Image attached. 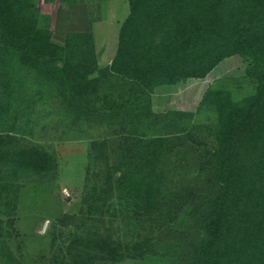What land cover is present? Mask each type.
<instances>
[{
	"label": "trees",
	"instance_id": "16d2710c",
	"mask_svg": "<svg viewBox=\"0 0 264 264\" xmlns=\"http://www.w3.org/2000/svg\"><path fill=\"white\" fill-rule=\"evenodd\" d=\"M128 1L116 59L95 75L91 30L56 39L37 0H0V264H21L7 243L13 222L1 216L15 211L22 182L56 176V157L32 139L44 107L66 130H106L91 142L82 211L60 220L88 225L70 235L78 248L71 246L72 263L62 255L64 264L127 256L111 233L118 218L148 226L132 245L137 253H173L180 264H264V0H236V9L233 0ZM234 53L248 63L236 88L250 90L236 99L221 86L206 91V121L117 100L151 79L204 77ZM193 152L195 181H174L191 174ZM183 214L186 225L174 226Z\"/></svg>",
	"mask_w": 264,
	"mask_h": 264
},
{
	"label": "rangeland",
	"instance_id": "374dc122",
	"mask_svg": "<svg viewBox=\"0 0 264 264\" xmlns=\"http://www.w3.org/2000/svg\"><path fill=\"white\" fill-rule=\"evenodd\" d=\"M233 1L229 5L236 9V0ZM37 5L48 15L49 26L56 39L66 32L91 30L95 75L111 68L118 54L121 25L130 12L128 0H77L71 4L67 0H37ZM229 18L232 26L236 27V17ZM157 37H150L145 45L146 51L156 45L154 39ZM247 66L246 59L234 53L220 60L204 77H186L173 83L151 79L138 84L134 91H127L123 98H115L128 101L130 106H138V109L150 106L159 113H193L195 116L189 122L200 123L211 116L207 107L201 105L206 91L221 86L231 91L235 99L248 93L249 84L241 90L236 88V80L244 76ZM42 109L48 110L47 107ZM42 109L38 111V124L32 139L56 157V176L22 182L15 211L1 218L13 222V234L7 243L21 264H64L62 255L72 263L75 250L71 246L78 248V243H73L70 235H81L88 225L83 222L64 225L60 220L66 214L82 211L81 200L89 185L87 172L93 161L91 142L105 137L106 130L96 125L85 126L82 130H66L55 114L47 115ZM198 157L199 152L191 154V174L176 176L174 181L182 179L183 183L192 184L195 181L192 179L197 176L195 163ZM175 187L173 184L168 186L167 195L175 191ZM114 221L112 237L120 242V250L127 256L107 264H180L173 253L152 255L133 251V243L147 231L145 223L120 218ZM187 222L188 217L183 214L173 225L183 227Z\"/></svg>",
	"mask_w": 264,
	"mask_h": 264
}]
</instances>
